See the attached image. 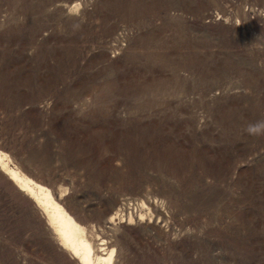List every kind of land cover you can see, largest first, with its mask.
I'll use <instances>...</instances> for the list:
<instances>
[{
	"label": "rangeland",
	"instance_id": "1",
	"mask_svg": "<svg viewBox=\"0 0 264 264\" xmlns=\"http://www.w3.org/2000/svg\"><path fill=\"white\" fill-rule=\"evenodd\" d=\"M261 120L264 0H0L2 163L112 264H264ZM0 264H81L1 166Z\"/></svg>",
	"mask_w": 264,
	"mask_h": 264
},
{
	"label": "bare ground",
	"instance_id": "2",
	"mask_svg": "<svg viewBox=\"0 0 264 264\" xmlns=\"http://www.w3.org/2000/svg\"><path fill=\"white\" fill-rule=\"evenodd\" d=\"M0 154L7 155L4 152H0ZM2 155H0L2 170L43 210L49 225L62 244L71 251L73 256L78 258L81 264H112L113 249L108 251L95 249L92 242L86 237L84 226L54 199L51 190L18 171L7 169L6 165L2 163ZM98 250L102 252L100 253Z\"/></svg>",
	"mask_w": 264,
	"mask_h": 264
},
{
	"label": "clouds",
	"instance_id": "3",
	"mask_svg": "<svg viewBox=\"0 0 264 264\" xmlns=\"http://www.w3.org/2000/svg\"><path fill=\"white\" fill-rule=\"evenodd\" d=\"M247 132L253 136H264V120L249 124Z\"/></svg>",
	"mask_w": 264,
	"mask_h": 264
}]
</instances>
